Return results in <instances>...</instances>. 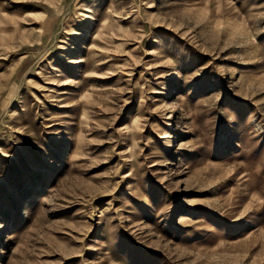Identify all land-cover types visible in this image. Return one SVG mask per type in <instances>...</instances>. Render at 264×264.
Instances as JSON below:
<instances>
[{
  "label": "rangeland",
  "instance_id": "374dc122",
  "mask_svg": "<svg viewBox=\"0 0 264 264\" xmlns=\"http://www.w3.org/2000/svg\"><path fill=\"white\" fill-rule=\"evenodd\" d=\"M0 264H264V0H0Z\"/></svg>",
  "mask_w": 264,
  "mask_h": 264
}]
</instances>
